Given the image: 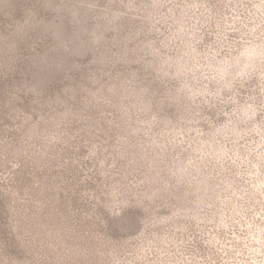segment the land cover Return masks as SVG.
Instances as JSON below:
<instances>
[{
    "label": "rangeland",
    "instance_id": "374dc122",
    "mask_svg": "<svg viewBox=\"0 0 264 264\" xmlns=\"http://www.w3.org/2000/svg\"><path fill=\"white\" fill-rule=\"evenodd\" d=\"M0 264H264V0H0Z\"/></svg>",
    "mask_w": 264,
    "mask_h": 264
}]
</instances>
